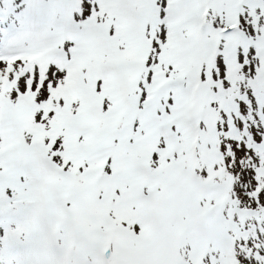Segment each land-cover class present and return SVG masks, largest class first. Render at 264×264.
<instances>
[{
	"label": "snow or ice",
	"instance_id": "snow-or-ice-1",
	"mask_svg": "<svg viewBox=\"0 0 264 264\" xmlns=\"http://www.w3.org/2000/svg\"><path fill=\"white\" fill-rule=\"evenodd\" d=\"M0 264H264V0H12Z\"/></svg>",
	"mask_w": 264,
	"mask_h": 264
},
{
	"label": "rangeland",
	"instance_id": "rangeland-1",
	"mask_svg": "<svg viewBox=\"0 0 264 264\" xmlns=\"http://www.w3.org/2000/svg\"><path fill=\"white\" fill-rule=\"evenodd\" d=\"M12 0H0V14L4 15L11 6Z\"/></svg>",
	"mask_w": 264,
	"mask_h": 264
}]
</instances>
